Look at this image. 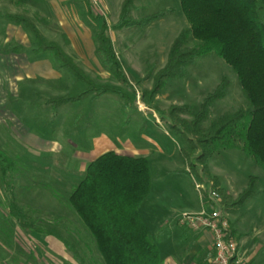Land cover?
I'll use <instances>...</instances> for the list:
<instances>
[{
    "label": "rangeland",
    "instance_id": "rangeland-1",
    "mask_svg": "<svg viewBox=\"0 0 264 264\" xmlns=\"http://www.w3.org/2000/svg\"><path fill=\"white\" fill-rule=\"evenodd\" d=\"M124 1L0 0V148L18 163L17 173L7 179L9 191L4 192V181L0 179V264H79L54 237L30 232L13 219L8 212L11 200L27 209L37 221V228H56L75 244L84 264H104L92 235L68 202L72 188L84 175L81 149L91 148V139L97 135L110 138L117 153L149 160L152 185L140 214L151 241L161 251L170 243L169 226L175 232L181 231V215L208 209L214 191L220 196L215 183L236 200L250 178L256 180L257 193L253 197L229 212L221 205V197L213 206L228 213L230 223L242 235V244H264V169L245 151L242 129L236 139L229 140V148L214 146L204 165L196 159L202 151L194 152L195 169L180 155L186 144L178 130L194 123L203 103L223 81L227 85L224 96L206 108L199 124L202 130L208 131L221 117L247 107L236 73L210 52L186 66L184 76L164 79L160 92L150 99L156 75L166 67L174 42L189 23L180 0H134L133 19L137 21L157 12L165 15L148 27H126L120 22ZM7 14L33 20L48 40L60 45L90 85L60 67L52 53L33 54L32 36L6 20ZM263 17L264 9L260 11ZM103 22L127 86L111 75L98 52L97 35ZM17 45L23 46L21 53L1 52ZM198 45L199 41L190 36L178 52L192 51ZM12 76H35L20 83L27 91L19 99L14 96L17 81ZM44 76L60 77L56 80ZM89 87L117 88L131 104L115 94H87L58 110L49 103L79 95ZM12 103L19 110L13 111ZM26 104L44 106L38 109ZM24 122L30 126L26 128ZM88 157L86 163L97 159ZM65 178L73 184L58 186ZM32 191H36L33 201L24 204ZM254 264H264V255Z\"/></svg>",
    "mask_w": 264,
    "mask_h": 264
},
{
    "label": "trees",
    "instance_id": "trees-1",
    "mask_svg": "<svg viewBox=\"0 0 264 264\" xmlns=\"http://www.w3.org/2000/svg\"><path fill=\"white\" fill-rule=\"evenodd\" d=\"M133 3L134 0H125L121 7L120 22L126 27H148L165 15V12H157L137 21L133 19ZM180 5L189 28L174 42L166 67L156 75L150 99L160 92L164 79L184 76L185 67L196 58L215 52L236 73L247 107L221 117L208 131L202 130L199 124L205 117L206 108L224 96L227 85L223 81L203 103L194 123L186 124L183 130H178L186 144L180 151L181 158L195 169L192 158L194 152L201 150L196 159L204 165L211 158L214 146L224 145L229 148V140L236 139L240 135L239 129H242L241 140L245 151L264 169V17L260 18L264 0H180ZM4 18L29 32L33 38L30 48L33 54L52 53L60 67L90 85L88 77L74 65L60 45L48 40L33 20L16 14H7ZM106 30L103 22L97 35L98 52L102 54L103 63L111 75L127 86V78L121 63L115 58ZM190 36L198 40L199 45L192 51L178 52ZM23 50V46L17 45L11 49H2L1 52L17 54ZM87 94L97 97L115 94L125 104H131L124 92L112 87H89L79 95L52 99L49 103L58 109L64 104L81 100ZM17 170V161L0 148V179L4 181V192L10 189L7 179H11ZM151 185L147 158L109 151L90 162L82 179L72 188L69 205L92 235L104 264H162L159 248L151 241L150 231L140 214V207L148 198ZM215 187L220 193L221 205L228 212L257 193L254 178H250L249 184L236 200H232L218 183H215ZM8 212L30 232L54 237L75 261L84 264L77 246L56 228L51 227L46 231L37 228V221L28 215L25 207L15 201L11 200ZM231 231L235 237L232 227ZM237 238L238 241L240 236Z\"/></svg>",
    "mask_w": 264,
    "mask_h": 264
},
{
    "label": "crops",
    "instance_id": "crops-1",
    "mask_svg": "<svg viewBox=\"0 0 264 264\" xmlns=\"http://www.w3.org/2000/svg\"><path fill=\"white\" fill-rule=\"evenodd\" d=\"M11 27H13V25ZM12 77H14V80L17 81V85L15 89L16 93L14 94V96H16L15 99H19L17 97L21 96V94L27 91L25 87L22 86L20 83L23 81L32 79L35 76H12ZM44 77H46L45 79H56L57 80V78H59L60 76L58 77L57 76H44ZM28 106L32 108L41 109L43 108L44 105L43 106H40L37 104L36 105L34 104L25 105V107H28ZM12 108H13V111L17 109L15 108L13 103H12ZM58 109H53V110H58ZM24 123L27 126L26 128L30 126L27 122H24ZM91 142H92L91 148L83 147L81 149L82 151V153H80L81 160H82L81 165H80L81 172H85L87 165L90 163V162L86 163L88 162L86 160V158H89L88 156H91L92 158H95V156H97L96 158H98L99 156H101L102 154L106 152L114 151V149H112L114 147L112 141L110 140V138H108L105 135H102V136L97 135L95 137H92ZM117 154L124 155L121 153H117ZM93 160L95 159H92V161ZM65 179L66 180H64L63 182H58L57 185L58 186L67 185L66 187H70L73 184L72 180H68L67 178ZM24 186L26 185L24 184L23 187ZM1 189H0V192L2 191ZM35 194H36V191H32L31 193L27 194L28 195L26 197L27 203L25 202L24 204L30 205L31 202L33 201V197ZM34 201H36V199H34ZM168 223L169 222L166 221V224ZM176 223L177 222H175V225H177ZM169 227H170L171 232L167 233V238L170 239V243L168 244L167 248L162 251L158 247L160 251V258H161L162 264H210L209 259L214 255V249H213V237L209 232H202V231L191 232V231H188V229L183 228L181 226H180L181 231L175 232L174 230L175 228H173L172 226H169ZM231 227L235 232V237L237 238L238 236H240V239L237 241L240 252L245 254L248 260V264H254L255 260L258 257L264 255V244L258 243L256 246L254 245L250 247L242 244V235L236 232V230L233 227V223H231ZM164 237H166V235H163V238ZM255 239L256 238L254 237L253 241H255Z\"/></svg>",
    "mask_w": 264,
    "mask_h": 264
},
{
    "label": "built area",
    "instance_id": "built-area-1",
    "mask_svg": "<svg viewBox=\"0 0 264 264\" xmlns=\"http://www.w3.org/2000/svg\"><path fill=\"white\" fill-rule=\"evenodd\" d=\"M212 202L208 209L198 213H184L178 218L181 227L195 232H209L213 237L214 255L209 259L210 264H248L244 253L240 252L237 240L232 234L228 213L223 208H217L219 195L210 194Z\"/></svg>",
    "mask_w": 264,
    "mask_h": 264
}]
</instances>
